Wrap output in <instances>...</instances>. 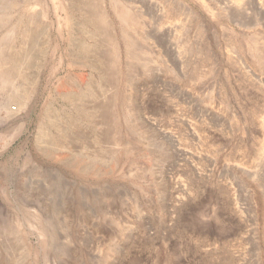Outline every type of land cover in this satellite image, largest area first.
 Segmentation results:
<instances>
[{
	"label": "rangeland",
	"instance_id": "1",
	"mask_svg": "<svg viewBox=\"0 0 264 264\" xmlns=\"http://www.w3.org/2000/svg\"><path fill=\"white\" fill-rule=\"evenodd\" d=\"M0 70V264H264V0H0Z\"/></svg>",
	"mask_w": 264,
	"mask_h": 264
},
{
	"label": "bare ground",
	"instance_id": "2",
	"mask_svg": "<svg viewBox=\"0 0 264 264\" xmlns=\"http://www.w3.org/2000/svg\"><path fill=\"white\" fill-rule=\"evenodd\" d=\"M122 11V10H121ZM124 14V13H123ZM128 16V15H127ZM123 17V15H122ZM124 17H125V14H124ZM128 19V18H127ZM9 80V76L7 75V72L6 71H1L0 70V81L2 83H5Z\"/></svg>",
	"mask_w": 264,
	"mask_h": 264
}]
</instances>
